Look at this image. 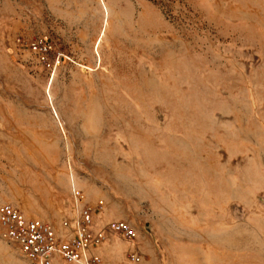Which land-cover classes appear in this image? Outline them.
<instances>
[{
	"label": "rangeland",
	"instance_id": "rangeland-1",
	"mask_svg": "<svg viewBox=\"0 0 264 264\" xmlns=\"http://www.w3.org/2000/svg\"><path fill=\"white\" fill-rule=\"evenodd\" d=\"M75 190L104 264H264V0H0V205L67 236ZM0 264H36L1 224Z\"/></svg>",
	"mask_w": 264,
	"mask_h": 264
},
{
	"label": "built area",
	"instance_id": "built-area-1",
	"mask_svg": "<svg viewBox=\"0 0 264 264\" xmlns=\"http://www.w3.org/2000/svg\"><path fill=\"white\" fill-rule=\"evenodd\" d=\"M14 45L19 50L33 53L38 64L48 71L57 70L64 62L70 61V55L47 36L18 37ZM78 218L74 232L63 236L51 223L26 216L11 202L0 205V224L6 239L15 242L21 252L36 264H55L63 261L67 264H104L103 258L94 254L92 249L102 245L107 238L105 231H95V217L104 212L103 202L91 205L86 195L73 192ZM64 229H71L69 221L62 223ZM108 230L129 241L137 240L138 231L126 221H113ZM128 259L133 263L141 262L139 254L131 253Z\"/></svg>",
	"mask_w": 264,
	"mask_h": 264
},
{
	"label": "bare ground",
	"instance_id": "bare-ground-1",
	"mask_svg": "<svg viewBox=\"0 0 264 264\" xmlns=\"http://www.w3.org/2000/svg\"><path fill=\"white\" fill-rule=\"evenodd\" d=\"M105 9V8H104ZM106 25V24H105Z\"/></svg>",
	"mask_w": 264,
	"mask_h": 264
}]
</instances>
